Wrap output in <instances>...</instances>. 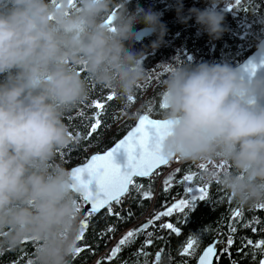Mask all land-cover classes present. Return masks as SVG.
<instances>
[{"label": "clouds", "instance_id": "obj_1", "mask_svg": "<svg viewBox=\"0 0 264 264\" xmlns=\"http://www.w3.org/2000/svg\"><path fill=\"white\" fill-rule=\"evenodd\" d=\"M130 0H0V251L36 243L33 264H73L81 231L72 170L57 160L72 139L65 114L90 83L122 100L146 79L144 59L167 34L162 13ZM223 0L185 9L211 37L226 31ZM111 17V23L107 21ZM143 24L137 29L135 25ZM141 32L156 39L134 48ZM264 59V42L257 45ZM171 64L164 82L162 154L198 165L240 206L264 203V73L228 62ZM223 163L224 167L217 165Z\"/></svg>", "mask_w": 264, "mask_h": 264}, {"label": "trees", "instance_id": "obj_2", "mask_svg": "<svg viewBox=\"0 0 264 264\" xmlns=\"http://www.w3.org/2000/svg\"><path fill=\"white\" fill-rule=\"evenodd\" d=\"M184 0V7H197L203 9L207 6V0L188 5ZM193 1V0H191ZM174 0H130L129 8L134 9L137 5L162 13V21L167 26L165 42L152 51L149 49L144 59L147 68L146 79L137 87L135 101L129 103L117 95L113 101L108 102L105 115L102 117V127L87 141L84 140L88 126L93 122L95 109L89 108L93 100L103 99L112 91L92 87L90 83L89 96L82 103L65 114L64 123L71 134L68 145L58 150L57 160L68 168L84 162L88 157L99 151H104L121 138L137 121L142 112H147L155 117H163V89L167 78V71L171 64L166 62L172 59L176 61L187 60L191 63L202 61L228 62L234 66L246 58L264 37V0H240L232 4L231 8L221 5L225 13L224 24L226 31L221 38L212 39L196 24L193 17L187 23H181L173 7ZM137 29L144 27L143 24L135 25ZM140 27V28H138ZM155 35H146L138 39L134 48L139 50L144 45H149L155 40ZM0 79H3L0 76ZM84 111L85 117L79 118L77 113ZM72 117L73 119H70ZM171 160L167 165L159 168V172L150 178H135L137 184L143 185V191H151L150 199H145L137 191L133 190V196L126 205H119L114 211L120 212V217H109L106 211L96 216L86 231L84 241H79L78 246L87 244L91 251H84L79 257H73V264H155L156 253L162 251L161 264H196L197 258L203 248L217 240L219 259L214 264H259L264 259V252L258 251L254 245L264 240V208L254 206H240L230 195L224 191L218 183L207 184L209 196L205 201L194 202L193 209H186L188 217L183 213L176 212L170 217H161L154 226L143 231L134 243L125 246L116 258L111 261L108 257L111 250L118 244L121 236L130 230L140 228L152 220L156 213L164 211L165 205L170 206L174 201L188 196L186 183H180L183 176L189 172L197 173V181L203 183L199 177L200 165L178 160ZM168 168L173 176V183L167 192L164 191V181H160L161 173ZM180 168V172L175 170ZM76 202L83 209V201L77 194ZM125 203V202H124ZM239 207L243 213L239 223L232 219V210ZM131 213V215H129ZM84 219V216H82ZM172 223L180 229V234L168 229H161L160 224ZM236 227L235 233L229 232V224ZM115 229L107 233V227ZM255 228L256 231L252 229ZM104 232L105 235H99ZM151 232V237L147 233ZM231 235L234 243L229 246L227 238ZM195 236L198 244L194 254L181 256L183 247L186 246L189 237ZM145 239H152L153 243L143 247L147 254L141 256L137 251L144 245ZM248 240L253 244L249 245ZM36 243L26 240L15 250L0 251V264H28L34 260ZM264 247V246H262ZM227 249V251H224ZM135 254V255H134Z\"/></svg>", "mask_w": 264, "mask_h": 264}, {"label": "snow or ice", "instance_id": "obj_3", "mask_svg": "<svg viewBox=\"0 0 264 264\" xmlns=\"http://www.w3.org/2000/svg\"><path fill=\"white\" fill-rule=\"evenodd\" d=\"M78 0H70V3L76 5ZM239 4L240 0H236ZM231 8V5L229 6ZM111 23V17L107 21ZM264 68V59L258 63L249 61L242 67V72L249 75L255 74L258 69ZM94 87L95 85H91ZM115 93L112 92L105 96L103 99L93 100L89 108H94V116L90 119L93 120L88 126V131L84 140L90 139L93 134L97 133L102 127V117L105 115L108 102L113 101ZM129 103L135 101L134 96L127 98ZM162 108H166L167 105L163 103ZM79 118L85 117V112L81 111L77 113ZM70 119H73L70 117ZM170 122L166 120L150 118L148 114L140 115L138 122L131 128L127 134L115 143V146L105 151L103 154L92 155L87 162L80 166L73 168L72 175L74 179L73 188L76 192L80 193L82 201L85 204H89L90 207L84 210V219L81 221V231L78 236L79 241H84L86 231L89 229L90 222L95 220L102 210L106 211L109 217H120V212L114 211V206L122 203L123 198L132 190H136L145 199H150L152 196L151 191H143V185L137 184L135 178H150L162 165H167L172 158L166 157L162 154L161 147L164 137L168 134ZM206 167L200 165V169ZM219 168H223L224 164L217 165ZM176 172H180L181 169L177 168ZM201 180V178L199 177ZM197 181V173L189 172L184 175L180 183H188L186 192L191 194L189 198L180 199L171 206L165 205V210L156 213L152 220H149L146 224L141 225L140 228L128 231L118 242V244L111 250L108 260L116 258L121 250L135 242L136 238L146 229L154 226L156 221H159L161 217H170L173 213L180 212L184 216L188 217L186 209H193L194 202L205 201L209 196L207 184L194 183ZM173 183V176L169 174L164 179V191L167 192ZM75 210L80 213L81 205L74 201ZM257 207L264 208V203L258 204ZM131 215V213H129ZM243 213L239 207L232 210V219L236 223H239ZM161 229H168L177 235L180 234V229L175 227L172 223L160 224ZM229 232L235 233L236 227L233 224H229ZM256 231L255 228L252 229ZM107 233H112L115 229L111 226L107 227ZM99 235H105L104 232ZM153 234L147 233L148 237ZM152 239H145L144 245L137 251L141 256L147 254L143 251V247L151 245ZM234 243L231 235L227 238V244L231 246ZM249 245L253 244L252 240H248ZM198 244V239L195 236L189 237L187 244L183 247L180 255L191 256L194 254L195 246ZM264 240L256 243L254 247L264 252ZM91 251V248L87 244L78 246L75 250L74 257H79L84 251ZM162 251L156 253L155 264H161ZM227 251V249H224ZM135 255V254H134ZM213 257L219 259L217 256V242L213 241L199 257L198 264H213ZM28 264H33L31 260ZM97 264H101L100 261ZM259 264H264V259L260 260Z\"/></svg>", "mask_w": 264, "mask_h": 264}, {"label": "water", "instance_id": "obj_4", "mask_svg": "<svg viewBox=\"0 0 264 264\" xmlns=\"http://www.w3.org/2000/svg\"><path fill=\"white\" fill-rule=\"evenodd\" d=\"M143 28V27H142ZM141 29V28H140ZM146 35H148L147 33H144V32H141L140 34H139V37H138V39H141V38H143V36H146ZM261 42H264V37H262V39L259 41V43L258 44H260ZM260 58H261V53H260V51L258 50V47H256L246 58H244L240 63H238L237 65H235V66H237V67H240V68H242L245 64H247L249 61H253V62H259L260 61ZM258 71L259 72H261V73H264V68H261V69H258ZM144 114H148L149 116H150V118H154V119H160V120H163V117H155V116H153V115H151V114H149V113H147V112H142L140 115H144ZM139 115V116H140ZM139 118V117H138ZM138 122V119H137V121L135 122V124L132 126V127H134L135 125H136V123ZM131 127V128H132ZM131 128L128 130V131H130L131 130ZM127 131V132H128ZM127 132L121 137V138H119L116 142H118L120 139H122L126 134H127ZM115 142V143H116ZM115 143L112 145V146H110L109 148H107L106 150H104V151H99V152H94V153H92L89 157H88V159L92 156V155H94V154H97V153H99V154H103L105 151H107V150H109L110 148H112V147H114L115 146ZM87 159V160H88ZM173 159V158H172ZM171 159V160H172ZM87 160H85L84 162H81V163H78V164H76V165H74V166H72V168L70 169V170H73V168H75V167H77V166H80V165H82L83 163H85V162H87ZM170 160V161H171ZM169 161V162H170ZM162 166H164V165H162ZM162 166H160V167H162ZM90 207V205L89 204H85V203H83V209H82V212H81V214H80V217L81 216H84V210L85 209H87V208H89ZM214 241H216L217 242V240H214ZM213 242H211L210 244H212ZM210 244H208V245H206L204 248H203V250L201 251V253L199 254V256H198V258H197V261H196V264H198V261H199V257L203 254V251L210 245ZM217 253H218V247H217ZM214 261H215V257H213V264H214Z\"/></svg>", "mask_w": 264, "mask_h": 264}, {"label": "rangeland", "instance_id": "obj_5", "mask_svg": "<svg viewBox=\"0 0 264 264\" xmlns=\"http://www.w3.org/2000/svg\"><path fill=\"white\" fill-rule=\"evenodd\" d=\"M197 1H201V0H195V2H197ZM236 0H223V4L222 5H224V6H226V7H229L230 5L232 6V4H234V2H235ZM192 3L194 4V0L193 1H191L190 0V2L188 1V5H192ZM190 5V6H191ZM138 28H140V27H138ZM179 159L177 158L176 159V162L174 163V164H172L170 167H168L169 169L171 168V167H173L175 164H177L179 161H178ZM168 168L163 172V173H161V176H160V181H164V179L169 175V174H171V171H169L168 170ZM189 186V184L188 183H186V188ZM191 194H189L188 193V196H186L185 198H189V196H190ZM185 198H180V199H185ZM180 199H177L176 201H174L172 204H174V203H176L178 200H180ZM124 201L125 200H122V203H121V205H126V202L127 201H125V203H124ZM171 204V205H172ZM120 205V204H119ZM170 205V206H171ZM79 214V213H78ZM79 217H80V215H79ZM83 220V218H82V216L80 217V223H81V221ZM128 232V231H127ZM127 232H125L122 236H121V238L127 233Z\"/></svg>", "mask_w": 264, "mask_h": 264}, {"label": "built area", "instance_id": "obj_6", "mask_svg": "<svg viewBox=\"0 0 264 264\" xmlns=\"http://www.w3.org/2000/svg\"><path fill=\"white\" fill-rule=\"evenodd\" d=\"M176 159H177V158H173V159H172L174 163L176 162ZM174 163H173V164H174ZM158 172H159V169L156 170L155 173H158ZM155 173H154V174H155ZM135 191H136V190H135ZM132 196H133V190L130 191V193L127 194V195L123 198V200L128 201V200H130V199L132 198ZM125 201H124V202H125ZM120 205H121V204H120ZM118 206H119V205H115V206H114V210L117 209Z\"/></svg>", "mask_w": 264, "mask_h": 264}]
</instances>
